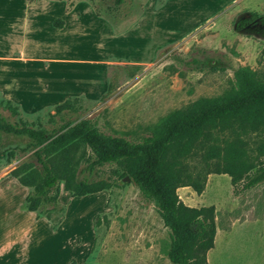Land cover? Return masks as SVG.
Returning <instances> with one entry per match:
<instances>
[{
  "label": "rangeland",
  "instance_id": "obj_1",
  "mask_svg": "<svg viewBox=\"0 0 264 264\" xmlns=\"http://www.w3.org/2000/svg\"><path fill=\"white\" fill-rule=\"evenodd\" d=\"M164 1L145 9L148 0H124L112 18L102 0H0V87L29 107L53 101L67 85L62 102L70 98L75 111L64 118L88 119L105 135L139 143L169 113L228 91L239 67L263 68L264 0H169L161 7ZM76 3L79 17L69 12ZM88 8L105 17L98 23ZM49 18L65 19L66 30L52 28ZM53 58L63 60L49 63ZM53 107L22 118L51 129L57 125L48 121ZM219 137L226 141L231 135ZM260 138L264 132L251 136L249 148L254 150ZM28 142L0 133V152ZM15 150L14 159L0 160V173L21 162L41 170L32 151ZM82 151L85 160L76 176L108 183L112 207L107 221L100 218L86 264H171L165 251L169 231L155 207L122 177L119 166L88 171L86 162L94 156L86 147L78 155ZM242 185L233 187L229 176L212 173L199 195L190 187L177 190L186 206L215 209L217 232L208 264H264V182L249 190ZM40 212L53 219L62 215L50 206Z\"/></svg>",
  "mask_w": 264,
  "mask_h": 264
},
{
  "label": "trees",
  "instance_id": "obj_2",
  "mask_svg": "<svg viewBox=\"0 0 264 264\" xmlns=\"http://www.w3.org/2000/svg\"><path fill=\"white\" fill-rule=\"evenodd\" d=\"M102 2L106 17L112 18L124 4V0ZM95 14L105 17L98 11ZM52 26L60 29L63 21L56 19ZM53 111L48 121L57 125L51 129L36 128L23 120L19 105L0 95V133L25 137L28 144L15 149L22 154L32 151L41 167L39 170L32 162H21L10 175L32 190L25 198L26 209L54 225L61 221L64 211L58 205L59 182L73 197L109 189L104 181L76 176V167L85 160V152L79 155L78 152L84 147L94 156L86 162L88 171L95 166H119L122 177H127L142 198L155 207L169 231L165 251L171 264H208L207 253L214 248L217 232L214 207L186 206L177 194L179 188L190 187L199 195L212 173L229 176L233 187L242 182L246 190L264 182V163L260 162L264 157V138L254 142V150L249 148L250 137L264 132V66L258 71L239 67L228 91L169 113L139 143L105 135L91 120L64 118L68 112L75 111L70 98L54 106ZM223 133H229L231 138L222 141L219 136ZM15 149L1 151L0 160L14 159ZM44 206L62 209V215L53 219L40 212ZM106 215L93 217L96 234L100 218L108 220ZM95 240L96 237L91 250Z\"/></svg>",
  "mask_w": 264,
  "mask_h": 264
},
{
  "label": "crops",
  "instance_id": "obj_3",
  "mask_svg": "<svg viewBox=\"0 0 264 264\" xmlns=\"http://www.w3.org/2000/svg\"><path fill=\"white\" fill-rule=\"evenodd\" d=\"M167 1L169 0L164 1L161 7ZM235 1L237 0L233 2ZM156 2L157 0H148L145 9L148 6L150 8L152 5L155 6ZM77 4L71 5L69 10V12H74L76 16L77 13H80L77 11ZM228 4L223 9L227 8ZM64 9L67 11L66 3ZM91 12L99 23L100 17L94 11L91 10ZM54 20L56 19L49 18L48 22L51 26ZM62 21V28H54L53 26L52 28L59 32L66 30L67 21L65 19ZM247 22L248 19L245 17L243 23ZM53 60L49 63L62 62L63 59L53 58ZM66 87L67 85L59 87L53 101L38 106L25 107L23 101L15 98L4 87H0V95L2 98L19 105L22 112L24 110L23 116H25L27 113L37 112L48 105L61 104L63 101L62 91ZM14 168L7 165L0 173V264H86L96 237L93 217L98 214H110L112 211L106 191L73 197L71 192L64 190L62 183L58 205L64 210L63 217L59 223L54 225L44 216L26 209L25 198L32 190L20 185L17 179L10 175ZM78 250L81 252L78 253ZM78 254L82 255L80 261H78Z\"/></svg>",
  "mask_w": 264,
  "mask_h": 264
}]
</instances>
